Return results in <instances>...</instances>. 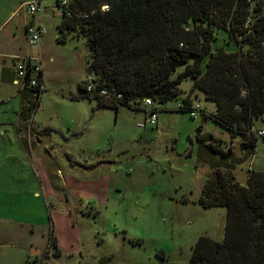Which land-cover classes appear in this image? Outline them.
I'll return each mask as SVG.
<instances>
[{
  "label": "rangeland",
  "instance_id": "374dc122",
  "mask_svg": "<svg viewBox=\"0 0 264 264\" xmlns=\"http://www.w3.org/2000/svg\"><path fill=\"white\" fill-rule=\"evenodd\" d=\"M42 7L45 91L38 107L28 104L30 137L21 139L12 125L21 101L0 89L8 99H0V264L186 263L200 237L222 242L227 210L199 203L214 173L199 139L211 135L217 149L243 155L242 140L203 115L215 104L193 93L202 111L196 118L179 111L188 80L179 98L159 108L156 125L140 127L149 117L141 110L98 108L80 90L96 79L87 39L76 32L59 43L63 10L57 0ZM255 155L231 170L245 186L250 170H264L263 138ZM50 237L60 255L49 249ZM33 250L42 252L38 261Z\"/></svg>",
  "mask_w": 264,
  "mask_h": 264
},
{
  "label": "trees",
  "instance_id": "16d2710c",
  "mask_svg": "<svg viewBox=\"0 0 264 264\" xmlns=\"http://www.w3.org/2000/svg\"><path fill=\"white\" fill-rule=\"evenodd\" d=\"M60 2L58 42L80 32L91 52L96 79L92 91L90 82L80 88L82 97L98 108L148 113L144 99L167 104L190 80L191 92L178 110L191 114L192 94H203L215 104L213 112L201 110L203 115L242 140L238 158L232 148L217 149L220 142L211 135L199 139L203 162L214 172L199 203L227 210L226 235L222 242L200 237L188 262L167 264H264V170H250L246 186L231 171L256 156L264 139V127L256 126L264 121V0H72L68 7ZM43 78L42 72L39 85ZM39 85L22 88V113L28 104L39 106ZM57 246L50 237L49 249L60 255Z\"/></svg>",
  "mask_w": 264,
  "mask_h": 264
},
{
  "label": "crops",
  "instance_id": "0c3cea01",
  "mask_svg": "<svg viewBox=\"0 0 264 264\" xmlns=\"http://www.w3.org/2000/svg\"><path fill=\"white\" fill-rule=\"evenodd\" d=\"M24 1L25 0H0V89H5L7 92L6 94L11 95V97H8L10 101L18 98L21 101V114H17L19 122L17 125L12 124L13 127L15 126L17 128V132L20 136L22 133L21 139H24L25 134L26 137L31 136L33 120L26 112L22 113L23 101L21 99V90L23 86L17 83L16 60L18 57L36 56L37 54L42 57L44 46L49 39V35L47 34L42 39L40 47H29L26 28L31 21V16L22 8ZM38 20L41 22L40 24L43 25L44 22L41 16L40 18L38 16ZM59 25L60 24L57 25L58 30ZM58 38L57 36L55 39L58 40ZM43 58L44 57H42V59ZM6 94L0 98L1 102L8 101ZM32 254L36 261H38L37 258L42 255V252L33 250ZM47 257L49 256L47 255Z\"/></svg>",
  "mask_w": 264,
  "mask_h": 264
},
{
  "label": "built area",
  "instance_id": "2783aa9c",
  "mask_svg": "<svg viewBox=\"0 0 264 264\" xmlns=\"http://www.w3.org/2000/svg\"><path fill=\"white\" fill-rule=\"evenodd\" d=\"M60 4L63 7H68L69 1L61 0ZM22 8L31 16V21L28 23L26 28L28 44L32 47H40L42 39L47 33L46 28H44L38 20L39 14L43 11L42 0H25ZM42 67V57L38 54L36 56L18 57L16 60L17 83L21 84L23 87L28 85L29 88H37L39 85L38 77L44 70ZM93 89L94 85L90 83L88 85V90L92 91ZM39 91H45L44 84L39 85ZM36 95L37 92L35 93V96ZM100 95L108 96V91L101 90ZM142 106L147 110L148 113L146 114L147 116L149 115V117L146 119L145 123L140 124V127L144 128L148 125V123L156 125L158 120V111L159 108L162 107V103L148 97L142 101ZM192 110L191 116L196 118L198 116V112L201 111V106L197 104L192 107ZM259 135H264V129L259 131Z\"/></svg>",
  "mask_w": 264,
  "mask_h": 264
}]
</instances>
